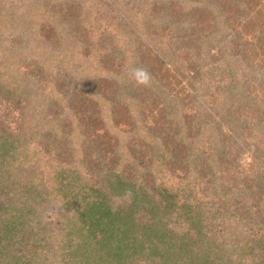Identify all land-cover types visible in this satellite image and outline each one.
<instances>
[{
    "label": "trees",
    "instance_id": "trees-1",
    "mask_svg": "<svg viewBox=\"0 0 264 264\" xmlns=\"http://www.w3.org/2000/svg\"><path fill=\"white\" fill-rule=\"evenodd\" d=\"M151 1L148 6L144 0L118 3L122 15L117 19L124 27L118 34L135 31L136 36L124 33L119 41L128 47L119 44L117 51L135 48L136 56L150 52L143 58L157 73L156 80L161 79L159 72L167 79L181 75L188 89H175L169 82L161 93L145 88L150 94L118 97L125 82L117 81L121 67L111 63L116 39L103 34L109 29L102 31L101 39L97 31L92 35L88 13L83 15L75 0L65 3L58 19L63 21V39L77 48L72 49L76 64L71 72H58L56 88L47 84L50 92L41 110L45 122L54 121L58 137L50 142V133H37L40 143L46 138L50 151L39 162L28 160V155L26 164L13 156L17 149L0 129V264H130L138 253L158 264H264V0H189L194 5L188 8L181 6L182 0ZM129 10L142 18L143 27L125 24ZM165 20L181 29L174 39L178 47L166 46L156 53L153 44L170 42L174 29L164 28L161 35L152 32L148 23ZM47 31L42 37L20 32L22 48L0 60V80L10 89L9 96H28L29 88L34 91V82L25 86V66L18 57L25 63L28 59L38 60L39 65L50 63L54 51L49 53L52 36ZM169 57L175 76L170 74ZM36 70L38 66L31 69ZM218 71L229 78L213 80ZM98 74L102 76L95 81ZM102 81L112 93L94 94L92 83L98 86ZM181 92L187 95L182 98ZM136 100L143 104L137 106ZM176 103L183 105L182 110L176 109ZM131 132L140 150L135 145L132 152L149 155L137 171L155 186L161 180L159 198L149 196L143 183L133 185L116 171L120 152L115 147L121 148L120 136ZM156 157L165 159L162 168L171 174L150 175ZM192 174L203 201L193 196L198 193L195 189L185 192ZM10 176L14 181L19 176L18 188L24 179L23 192L13 189L15 182L9 185ZM113 196L125 202L115 204ZM51 206L63 217L57 239L67 242L66 247L56 240L49 245L36 241L42 231L55 233L43 219ZM138 213L153 215V223L137 220ZM182 218L194 235L212 237L208 249L219 260L196 246L197 253L181 248L175 238H182L177 234L183 232ZM161 219L168 221L165 228Z\"/></svg>",
    "mask_w": 264,
    "mask_h": 264
},
{
    "label": "rangeland",
    "instance_id": "rangeland-1",
    "mask_svg": "<svg viewBox=\"0 0 264 264\" xmlns=\"http://www.w3.org/2000/svg\"><path fill=\"white\" fill-rule=\"evenodd\" d=\"M69 0H0V60L7 57V55L12 54L15 50L21 49V45L19 46L18 43H20L19 39L20 32L24 33L26 30L39 35L43 36V32L45 33L47 30L48 34L52 36V41L48 40V43L50 45L49 53L52 54L54 51V55L50 56V63L43 62L39 65L38 60L28 59L25 63L24 59L22 57H18V62L21 65H24L23 71L25 73H22L23 79H25V86L29 88L31 84L34 82V91L29 88L28 90L31 91V93L27 96L26 93H20L17 95H12V93L9 96V91L4 83V81L0 80V129H2V133H4V136L7 138V142L9 144H14L15 154L13 156L17 160H21L23 163L27 164V156L29 155L28 160H34L39 162V159H41V156L43 154H48L46 151L49 150L48 145L46 142V138L40 139L38 137L37 133H40L41 131L45 130V132L50 133V136L48 140L50 142L55 141V132L58 133V131L53 126L54 121L51 122H45L44 115L42 114L41 110L43 108V104L45 102V98L47 94L50 92L49 87L56 88L57 84L55 83V79L58 76L59 73L64 72H71L72 69H74V65L76 64V53L72 49H77L76 46L73 44L68 45L67 40L63 39V36H65V29L63 28L62 24L63 21H59V14L63 11V6L65 3H68ZM74 1V0H72ZM118 1V2H117ZM122 0H75V3H78L82 9L80 11L83 13V15H86L88 13L89 21L91 22L90 25L93 26V28L90 30V33L93 35L96 33L97 38L101 39V33L103 30L109 29L110 32L108 34H105V31H103L104 35L107 38H110L109 36L112 35L114 39H116V42L111 45V48L113 50H118V45L120 44L122 46H127L128 43L122 44V42L119 41V39H123L125 37H122L124 34L127 37L136 36V32H132L131 34H127L125 31L123 34H118L119 30L122 29L123 24L122 20L117 19V17L122 15V11L120 9V5L118 3ZM151 0H144L143 3H147L148 6L149 3H151ZM142 2H140L139 6L142 7ZM184 5V8H188L194 5L193 1L189 0H182L181 6ZM133 7V4H131V8ZM152 8V4L150 6ZM79 10V9H78ZM141 10V9H140ZM149 9L146 10L145 15L147 16L149 14ZM125 16V24L132 23L134 26H140L143 27L144 24L140 20H142L141 17H136L134 13H131ZM141 15V13H139ZM82 15V16H83ZM154 17V16H153ZM152 17V18H153ZM188 24V29L192 27L190 24V21L186 22ZM19 26V27H18ZM149 29H151L154 33H159L162 35L164 28H171L174 29V38H170V42H166L165 45H159L157 42L153 45L156 46L154 49L156 53L159 51V48H165L171 47L176 49L178 45L176 46L174 43V39H176V36L179 34L177 33L179 27L175 26L173 23L171 24L169 20H165L162 23L157 21H150L148 23ZM183 26V24H182ZM132 27V26H131ZM46 28V30H45ZM168 28V29H169ZM100 29V31L98 30ZM64 33V34H63ZM100 33V35H98ZM112 33V34H111ZM181 34V33H180ZM154 35V34H153ZM146 38V37H145ZM164 38V37H163ZM172 40V41H171ZM51 41V42H50ZM173 42V44H171ZM24 45V42L22 43V46ZM99 45V44H97ZM56 47V48H55ZM120 47V48H121ZM151 49V48H150ZM96 50V49H95ZM117 51L114 52L115 55H111L112 58L111 63H113L115 66H120V77L117 78V81H124L125 85L122 87L121 92L118 94V97L120 94L124 93V96H133L132 93L136 92L138 94H150V91H147L145 88L154 91V92H160L159 90H163L169 82L173 83V87L175 89H180L181 91H186L188 89L187 81L183 79L181 75H178L177 79L174 77H170L167 79L166 74L164 72H159V77L161 79L156 80L153 76L157 73L151 72V67L147 64V62L144 60V56L147 57V54L150 52H145L144 50L136 56L135 55V48L133 51ZM64 52V54H63ZM153 53H155L153 51ZM5 55V56H4ZM57 55L61 56V60H58ZM63 59V61H62ZM168 63V67L170 66V74L172 76H175L176 69L175 65L171 64L173 59L168 58L166 59ZM32 63V66L30 65ZM149 63L153 64V61H149ZM96 64V62H95ZM38 66L39 70H36L35 72H32L31 69ZM96 66V65H94ZM136 66H143L148 69V71L152 75V81L149 86H143L138 85L134 82V80L131 78L130 74L133 67ZM210 66V65H209ZM117 67L115 69V72H117ZM206 67V66H205ZM208 68V67H207ZM182 70V69H180ZM223 72V71H222ZM113 74V73H112ZM111 74V75H112ZM32 75H38L37 77H33ZM99 77L95 79L97 81L102 75L98 74ZM230 75H223L221 76L220 72L218 71V75L216 79L213 80H220L219 78H229ZM103 78V77H102ZM1 79V77H0ZM57 80V79H56ZM178 81L181 82L178 84ZM203 82H210V81H203ZM75 83V82H74ZM47 84L49 87L47 88ZM100 84V87H99ZM96 85V86H95ZM107 85L105 82L98 83V86L96 83H92V89H94V94L100 91V94L104 92L112 93L113 89H107ZM137 90V91H136ZM143 92H142V91ZM141 91V92H140ZM204 92L201 94V98ZM11 95L13 98H11ZM187 94L179 93V96L184 98ZM123 96V97H124ZM122 97V98H123ZM123 100H127V98H124ZM213 100V99H212ZM128 101V100H127ZM117 102V99H115V103ZM137 106H140L142 103L141 100H136ZM146 105H150V99L146 100ZM42 106V107H41ZM151 106H149L147 109H150ZM183 105L176 103V109L179 111L182 110ZM186 111V110H185ZM139 112V111H138ZM137 112V115H138ZM107 118V116H106ZM109 118V117H108ZM136 118V116H135ZM151 118V116H150ZM177 122H179V118L174 119ZM126 127V126H125ZM126 133L122 134L120 136L118 146L121 144V148L115 147L117 149V152H120L119 154V160L115 163L118 167H116V171L120 174V176H124L129 181L133 183V185L139 186L140 183H143L145 185V190L149 196H156L160 197L161 195L158 193V189L163 186V183L161 180H158L153 185L152 181H147L142 176L141 171H137V166L139 168H143L145 165L143 164L142 160L149 157V155H143L141 157L136 156V153L132 152L133 147L136 145L135 150H139L138 146V140L132 138L134 134ZM45 134V133H44ZM120 134V133H119ZM128 134V136H127ZM127 136V137H126ZM126 137V139H125ZM122 139V140H121ZM128 139L131 140V142H128ZM115 145V144H114ZM50 151V150H49ZM147 156V157H146ZM43 157V156H42ZM110 156H108L109 158ZM149 159V158H148ZM147 159V160H148ZM247 157L245 156V163H247ZM146 160V161H147ZM20 161V162H21ZM145 161V162H146ZM165 161L162 157H156L154 161L153 169L154 171L150 173L152 177H159L161 174H166L168 172V169H165V167L162 168L163 162ZM21 162V163H22ZM35 163V162H33ZM33 169L37 171L39 170L38 164H32ZM150 166V165H149ZM32 166L30 165V168ZM17 169V168H15ZM26 169H24L25 171ZM35 171V172H37ZM42 172V171H41ZM43 173V172H42ZM155 173V174H154ZM176 174V173H175ZM177 174L181 176L183 175L180 172H177ZM182 174V175H181ZM164 177V175H161ZM18 177L16 176L15 181L13 180V177L10 176L9 178V185L12 184V182H15L16 187L13 189L21 190V192L24 191V179H23V185L18 188ZM160 177V178H162ZM188 183H191V186L187 187L185 192H192V189H195L196 192L193 196L195 198L200 199L199 201H203V194L200 184L197 182L194 183V175L192 174L188 180L186 179ZM197 187V188H196ZM192 188V189H191ZM200 188V189H199ZM219 188V187H218ZM29 190H33L31 188H28ZM141 188H138L140 190ZM189 190V191H188ZM221 190V189H219ZM113 201L115 204H121L122 202H125L122 200V197H115L113 196ZM130 200V199H129ZM185 199H181L180 202H184ZM187 202V201H186ZM211 201H209L210 203ZM127 205V204H126ZM126 205L124 207H126ZM194 205H197L196 202H194ZM199 206V205H198ZM185 213V212H184ZM137 220L139 221H151L153 223V218L151 215L148 217L145 216L143 213L137 214ZM43 219L49 226H52V229L55 230V233L53 236H51V230L50 231H42L40 233L39 239H36V241H45L49 245V242L54 244V241H60L63 242L64 247H66V243L62 239L59 238L58 235L61 234L62 229L59 230L61 227L62 219L63 217L58 212L57 208L55 206H51L49 209H46L43 214ZM162 220V227L165 228V223L168 221L165 219ZM181 223L183 224L181 228H183V232H178L177 234L181 236L182 238H175V241H178L180 243L181 248H186L187 251H190V249H193L192 251L194 253H197V251L194 250V246L198 248V250H201L205 255H211L213 260H219L215 255H213L214 252L210 251L208 248L210 245H213V239L210 235L205 236H196L193 234V231L188 229L186 220L184 218L181 219ZM185 226V227H183ZM178 228V226H177ZM170 231V229H169ZM168 231V238L172 239V234H169ZM193 238V239H192ZM192 239V245H189V240ZM196 239V240H195ZM66 240V239H65ZM174 242V240H173ZM50 243V244H51ZM58 256H60L58 254ZM59 263L61 262V257H58ZM148 259L153 262L154 259L152 257H148ZM147 257L140 255L139 253L135 256L133 262L131 260L130 264H150ZM222 259V258H220ZM153 260V261H152ZM212 260V259H211ZM156 261V260H155ZM221 262V261H218ZM56 263V262H55ZM158 264V260L156 262H153V264Z\"/></svg>",
    "mask_w": 264,
    "mask_h": 264
},
{
    "label": "clouds",
    "instance_id": "clouds-1",
    "mask_svg": "<svg viewBox=\"0 0 264 264\" xmlns=\"http://www.w3.org/2000/svg\"><path fill=\"white\" fill-rule=\"evenodd\" d=\"M131 78L138 85L149 86L152 81V75L147 68L136 66L131 69Z\"/></svg>",
    "mask_w": 264,
    "mask_h": 264
}]
</instances>
